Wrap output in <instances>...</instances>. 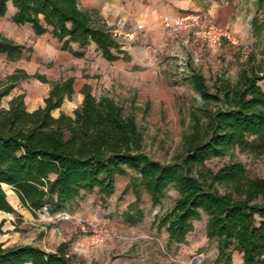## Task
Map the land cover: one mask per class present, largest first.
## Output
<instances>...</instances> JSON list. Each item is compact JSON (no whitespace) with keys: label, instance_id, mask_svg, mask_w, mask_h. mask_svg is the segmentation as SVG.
<instances>
[{"label":"trees","instance_id":"16d2710c","mask_svg":"<svg viewBox=\"0 0 264 264\" xmlns=\"http://www.w3.org/2000/svg\"><path fill=\"white\" fill-rule=\"evenodd\" d=\"M11 3L18 26L31 25L37 36L47 32L63 42L62 48L76 56L71 44L87 49L94 44L108 61L124 53L113 29L99 12L83 10L79 0H0V17ZM254 29L257 21H253ZM25 46L0 34V56L8 62L20 60ZM246 70L237 85L222 79L211 93L201 74L189 77L205 103L215 101L217 110L202 109L192 115V128L184 139L185 151L170 163L152 159L144 151V138L134 116L109 96L96 97L84 91V100L73 116L54 117L74 93L72 78L52 82L41 74L19 70L0 75V211L14 213L3 186H9L21 205L32 213L50 207L57 213L80 198L97 192L112 196L116 180L133 172L136 197L145 192L153 206L162 204L168 189L178 197L173 207L156 219L170 243L186 244L194 223L207 217L205 236L217 244L214 264H232L238 252L244 264H264V179L249 175L244 164L231 161L217 171L207 167L214 158H224L239 147L264 154V90L260 73ZM49 84L45 107L28 111L25 96L3 99L29 79ZM125 221L135 224L143 210L131 204ZM1 231V230H0ZM0 264H83L63 248L45 252L31 245L4 247Z\"/></svg>","mask_w":264,"mask_h":264},{"label":"rangeland","instance_id":"374dc122","mask_svg":"<svg viewBox=\"0 0 264 264\" xmlns=\"http://www.w3.org/2000/svg\"><path fill=\"white\" fill-rule=\"evenodd\" d=\"M231 1L220 21L211 23L228 28L232 41L211 48L188 34L172 33L171 42L164 46L153 50L142 48L140 52L136 48L135 54L132 52V57L143 60L141 70L134 71L145 73V68L152 69V77L113 81L112 92L102 95L113 98L126 114L135 117L144 138V151L154 160L170 163L182 155L185 136L192 128V115L201 117L203 108L217 110L221 106L219 102L203 101L190 83L191 74H201L209 91L216 93L222 79L237 85L243 72L262 68L259 85L264 90V0ZM12 18L9 12L0 19V34L14 42L15 36L21 37L23 42L16 43L33 52L37 38L29 35L27 27L16 25ZM125 54L126 63L131 62V57ZM16 62L0 57V75L4 78L13 74L19 66ZM26 67L31 76L42 74L37 64L29 60ZM42 69L54 71L50 64ZM37 82L34 78L22 81L17 91L3 99L2 106L7 108L18 92L42 88ZM231 161L242 162L249 175L264 179V154L256 155L249 149L236 147L228 156L214 158L206 165L217 171ZM133 176L129 172L118 177L116 190L107 199L97 192L83 193L57 213H51L50 207L45 206L34 214L21 205L11 187L3 186L15 212L0 211V244L31 245L45 252L63 248L83 264H194L197 256L203 258L200 264H212L211 243L206 248L189 250V242L170 243L165 230L158 228L156 219L173 207L177 192L168 189L162 204L153 206L145 192L138 200L132 188ZM131 204L143 210V219L135 224L124 219ZM204 225L203 220L196 223L197 239Z\"/></svg>","mask_w":264,"mask_h":264},{"label":"crops","instance_id":"0c3cea01","mask_svg":"<svg viewBox=\"0 0 264 264\" xmlns=\"http://www.w3.org/2000/svg\"><path fill=\"white\" fill-rule=\"evenodd\" d=\"M231 2V0H79L81 9L99 12L107 25L113 29L124 52L117 55L119 59L112 62L106 60L94 44L87 49H81L78 44H71L74 51L83 53L81 57L76 56L64 50L62 48L64 43L56 39L51 32L37 36L32 26L27 24L24 25V27L28 28L27 32H30L29 35L37 39L34 42L33 52L25 50L22 59L16 62L19 64L16 71L25 70L29 74L30 71L26 67L27 60H29L33 64H37V68L42 72L41 75H47L46 78L52 82H60L72 78L74 80L73 95L70 99L66 98L59 108L53 110L52 115L56 118L62 114L73 116L75 110L81 106L84 100V91L100 97L107 92H112L113 81L122 82L124 78L128 77L132 79L133 77H144L146 78L145 80H148L147 77L153 76L152 69L145 68V73H136L134 71L143 67V60L136 56L132 57V52L136 48L139 52L142 48L153 50L171 42L169 37L173 32L165 28L163 24L165 18L175 19L182 14L197 12L209 22L214 20L219 22V17L223 16L225 8ZM9 12H11L12 17L16 12L11 3L8 4V11L4 17H7ZM139 25L143 26L140 31L137 30ZM12 30L14 29L12 28ZM20 38L15 36L14 39L16 42L22 43V38ZM125 53L131 57V62L126 63L124 60ZM0 57L6 59L5 55ZM49 64L54 68L52 73L42 69ZM37 83L42 88L27 89L15 95L25 96V105L30 112L45 107V99L51 90L49 84H44L40 81ZM116 85L118 86V84ZM18 86L13 91H17ZM202 220L205 225L199 237L200 239L196 238V223L198 221L194 223V232L187 238L189 242L187 246H190L189 250H196L204 246L206 248L208 243H211L213 249L210 252L212 256L210 261H213L212 264H214L218 255L217 244L215 241H210L206 238L207 217L203 216ZM232 264H244L238 252H234Z\"/></svg>","mask_w":264,"mask_h":264},{"label":"built area","instance_id":"2783aa9c","mask_svg":"<svg viewBox=\"0 0 264 264\" xmlns=\"http://www.w3.org/2000/svg\"><path fill=\"white\" fill-rule=\"evenodd\" d=\"M163 24L167 30L178 34H188L211 48H216L233 39L228 28L207 21L197 12L182 14L175 19L165 18ZM142 29V25L137 26L138 31ZM202 260V256H197L194 258V264H200Z\"/></svg>","mask_w":264,"mask_h":264}]
</instances>
